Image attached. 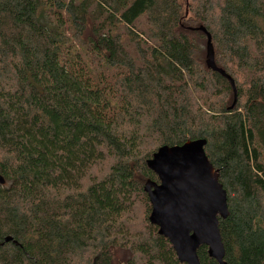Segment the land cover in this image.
I'll return each mask as SVG.
<instances>
[{"label":"trees","instance_id":"16d2710c","mask_svg":"<svg viewBox=\"0 0 264 264\" xmlns=\"http://www.w3.org/2000/svg\"><path fill=\"white\" fill-rule=\"evenodd\" d=\"M199 27L232 109L197 61ZM200 139L227 197L224 262L264 264V0H0V264H76L89 248L111 264L135 197L149 217L146 162ZM149 225L148 263L180 264Z\"/></svg>","mask_w":264,"mask_h":264},{"label":"water","instance_id":"95a60500","mask_svg":"<svg viewBox=\"0 0 264 264\" xmlns=\"http://www.w3.org/2000/svg\"><path fill=\"white\" fill-rule=\"evenodd\" d=\"M197 30L206 37V68L224 78L232 89V109L237 101L235 83L216 66L209 33L203 27ZM205 146L202 139L162 146L146 162L159 182L147 181L143 187L151 206L148 221L157 228L158 236L168 241L180 264H200L197 251L202 246L210 259L226 264L218 222L228 217L227 197L205 155ZM11 241L7 238L4 243Z\"/></svg>","mask_w":264,"mask_h":264},{"label":"rangeland","instance_id":"374dc122","mask_svg":"<svg viewBox=\"0 0 264 264\" xmlns=\"http://www.w3.org/2000/svg\"><path fill=\"white\" fill-rule=\"evenodd\" d=\"M187 10V6H185ZM202 48V44L199 45ZM205 42L203 50L197 54V61L204 65ZM146 151L153 148L152 145L145 146ZM109 165H103L94 168L91 175L97 180H101L108 173ZM144 197H135L132 210L128 217L123 219L122 231H119L118 237H115L113 246L110 248L111 264H149V258L139 249H147L155 246L156 232L148 223V216L145 209ZM114 236H111V238ZM141 245V246H140ZM76 264H101V258L96 249L89 248L82 256L76 258Z\"/></svg>","mask_w":264,"mask_h":264}]
</instances>
